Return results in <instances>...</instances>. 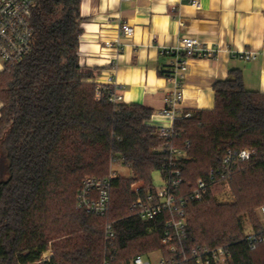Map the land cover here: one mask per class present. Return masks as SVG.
Here are the masks:
<instances>
[{
	"label": "trees",
	"instance_id": "1",
	"mask_svg": "<svg viewBox=\"0 0 264 264\" xmlns=\"http://www.w3.org/2000/svg\"><path fill=\"white\" fill-rule=\"evenodd\" d=\"M81 1L36 0L32 51L0 70V264H105L106 251L111 264H128L162 248L164 221L141 219L131 205L134 183L142 181L143 193L153 189L152 173L171 166V146L182 152L173 165L184 186L221 168L228 148L254 151L232 166L227 181L216 178L205 200L186 199L185 244L227 245L231 264H264V241L251 247L245 240L250 230L264 236V92L248 89L233 69L214 83V107L183 110L167 140L148 124L152 108L97 99L94 74L79 63ZM112 161L133 176L111 180L109 212L79 208L84 178L107 177ZM225 184L233 199L222 201L217 190Z\"/></svg>",
	"mask_w": 264,
	"mask_h": 264
},
{
	"label": "crops",
	"instance_id": "2",
	"mask_svg": "<svg viewBox=\"0 0 264 264\" xmlns=\"http://www.w3.org/2000/svg\"><path fill=\"white\" fill-rule=\"evenodd\" d=\"M80 11L82 70L93 72L96 83H116L122 102L152 108V126L172 122L163 115L173 92L165 73L173 61L168 50L185 35L215 47L216 55L189 59L179 113L213 108L214 83L233 69L242 71L248 89L264 92V0H82ZM123 23L132 35L122 32ZM249 51L256 57H241ZM2 106L0 99V115Z\"/></svg>",
	"mask_w": 264,
	"mask_h": 264
},
{
	"label": "built area",
	"instance_id": "3",
	"mask_svg": "<svg viewBox=\"0 0 264 264\" xmlns=\"http://www.w3.org/2000/svg\"><path fill=\"white\" fill-rule=\"evenodd\" d=\"M36 0H0V60L3 69L19 64L32 51L34 46V28L31 22L32 10ZM199 5V2L195 3ZM122 32L129 36L133 34V27L128 23L121 25ZM173 56L169 66L168 78L173 84V92L165 98L166 105L163 115L171 119V124L159 126L160 136L171 139L174 136V120L180 115L178 108L184 97L183 82L189 68V59L194 57L211 58L216 55L213 46L206 45L191 35H185L179 43L168 50ZM245 59L256 57L255 51H249L241 55ZM97 99L108 101L114 105L122 102V95L118 93V85L96 83ZM187 116L189 113L186 114ZM249 148L241 150L227 149L222 167L217 171L212 170L207 177L189 180L185 183L181 170L173 164L182 155L177 148L169 147L171 166L164 173L165 180L161 187H153L146 192H141V185L134 183L133 188L137 194L132 202L131 209L135 216L144 220L161 219L164 221V236L161 252L156 264H231L232 253L227 245L209 246L196 245L188 248L185 244L188 227V215L186 212V199L189 197L196 201H203L208 196L210 184L220 177L228 180L232 166L240 161L247 160L253 154ZM114 161L111 162L113 166ZM111 166L107 177L86 176L82 187L77 193V206L89 213L106 215L110 210L111 180L118 175ZM263 207V206H262ZM264 227V214L260 217ZM106 239L113 244L116 237L113 223L108 221L105 226ZM245 240L254 247L257 242L264 241L260 231L250 230ZM155 251V250H154ZM112 251L105 253V264H111ZM150 253V252H149ZM146 254H138L132 257L128 264H153ZM47 255L44 259H49Z\"/></svg>",
	"mask_w": 264,
	"mask_h": 264
},
{
	"label": "rangeland",
	"instance_id": "4",
	"mask_svg": "<svg viewBox=\"0 0 264 264\" xmlns=\"http://www.w3.org/2000/svg\"><path fill=\"white\" fill-rule=\"evenodd\" d=\"M111 166L110 165V168H109V171L111 169ZM112 168L117 171L118 174H120L121 176H125V177H132L133 176V171L132 169L125 165V164H118V163H115ZM152 178H153V184L155 187H161L165 180L162 176V173L159 171V170H155L153 173H152ZM139 184L142 183V181H139L138 182ZM224 188H225V191H221V190H217V194L219 195V199L222 200V201H226V200H231L233 199V195L231 194L230 192V189L228 188L227 184L224 185ZM258 214L260 217H263V214H264V206L263 207H260L258 209ZM52 251L51 249L48 250L47 252H45L44 256H47V255H51ZM160 255H161V252L159 250H155V251H152L150 252L148 255H146V258L147 259H150L152 261L153 264H156L158 261H159V258H160Z\"/></svg>",
	"mask_w": 264,
	"mask_h": 264
}]
</instances>
